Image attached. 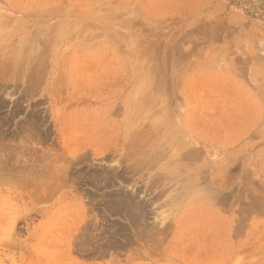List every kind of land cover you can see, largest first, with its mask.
<instances>
[{"label": "rangeland", "instance_id": "rangeland-1", "mask_svg": "<svg viewBox=\"0 0 264 264\" xmlns=\"http://www.w3.org/2000/svg\"><path fill=\"white\" fill-rule=\"evenodd\" d=\"M0 264H264V0H0Z\"/></svg>", "mask_w": 264, "mask_h": 264}]
</instances>
